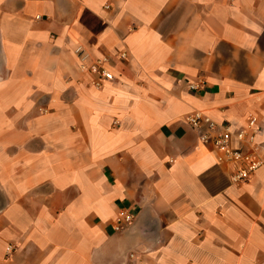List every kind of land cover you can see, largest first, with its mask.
I'll list each match as a JSON object with an SVG mask.
<instances>
[{"label":"crops","instance_id":"obj_1","mask_svg":"<svg viewBox=\"0 0 264 264\" xmlns=\"http://www.w3.org/2000/svg\"><path fill=\"white\" fill-rule=\"evenodd\" d=\"M196 113L264 161V0H0V264H264Z\"/></svg>","mask_w":264,"mask_h":264},{"label":"built area","instance_id":"obj_2","mask_svg":"<svg viewBox=\"0 0 264 264\" xmlns=\"http://www.w3.org/2000/svg\"><path fill=\"white\" fill-rule=\"evenodd\" d=\"M124 53L121 57H124ZM106 60L97 59L88 69L95 72L99 80H112L114 75L103 67ZM99 86L98 80L94 81ZM192 88H198L192 86ZM192 128L200 130V138L204 144H208L216 153L217 161L229 172V178L234 183L248 181L252 175L261 167L262 161L255 136L260 129L257 125V117L250 115L244 128L233 129L230 123H215L206 116L198 113L187 117ZM131 222V216L123 214L117 222Z\"/></svg>","mask_w":264,"mask_h":264}]
</instances>
